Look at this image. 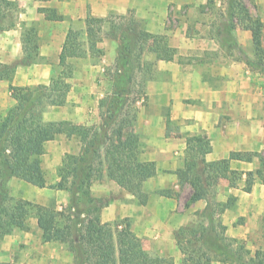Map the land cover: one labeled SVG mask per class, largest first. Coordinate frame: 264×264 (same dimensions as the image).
Listing matches in <instances>:
<instances>
[{"label": "crops", "instance_id": "0c3cea01", "mask_svg": "<svg viewBox=\"0 0 264 264\" xmlns=\"http://www.w3.org/2000/svg\"><path fill=\"white\" fill-rule=\"evenodd\" d=\"M20 12L16 25L0 32V63L15 64L22 58L23 27L35 26L39 38L38 61L18 66L11 81L13 86H47L53 71L59 70V54L67 31L85 30V19L108 18L131 14L148 33L166 37L175 49L169 61L156 60L151 80L146 83V103L139 106L134 132L139 137L144 162H154L156 175L148 179L145 205L130 193L106 178L91 185L95 198L105 202L99 212L102 223L127 219L131 231L140 239L151 256L169 258L182 264L176 232L180 227L195 224L207 201L185 205L191 194L189 186L181 187L175 172L183 166L186 136L204 134L210 141L207 162L226 159L231 152L255 153L264 157V75L251 69L246 60L254 50L249 30L237 27L232 31L236 42L228 48L217 35L224 21L222 0H14ZM246 1L251 17L263 25L264 0ZM52 9L62 19L49 21L39 9ZM221 22V23H220ZM106 33L108 23L103 25ZM102 55L96 59H69L73 73L68 80L70 90L63 106H48L43 112L46 122L69 121L78 125L100 123L99 101L109 95L112 81L106 74L114 65L119 42L103 36L97 44ZM154 61V54H146ZM9 83L0 81V118L14 104L8 91ZM80 144L75 138L57 136L44 145L41 168L46 186L35 187L17 178H10L9 195L32 204L60 211L69 205V194L48 188L58 182V168L65 154H78ZM230 169L243 173L235 188L220 180L215 188L217 203L229 196L236 198L230 208L219 215L226 227L225 235L242 242L255 256L252 242L254 226L264 216V185L258 180L249 193L243 190L247 172L259 167L258 158L251 161L231 160ZM170 190L174 197L156 194ZM215 196V195H214ZM239 219H242L239 223ZM245 225L243 228V223ZM252 245V246H250ZM73 264L70 250L59 242H43L35 217L27 221L26 230H15L0 240V264ZM210 264H238L216 260Z\"/></svg>", "mask_w": 264, "mask_h": 264}, {"label": "trees", "instance_id": "16d2710c", "mask_svg": "<svg viewBox=\"0 0 264 264\" xmlns=\"http://www.w3.org/2000/svg\"><path fill=\"white\" fill-rule=\"evenodd\" d=\"M227 6V21L219 25L217 35L228 48L232 45L235 48L232 31L237 27L249 30L254 54L246 64L264 75L262 23L250 16L242 0H227ZM18 12L16 1L0 0V32L15 26L13 14ZM39 12L49 21L62 19L52 9L41 8ZM111 18L89 14L84 31L72 28L67 31L58 57L59 70L53 71L47 86L11 84L18 66H29L39 60L35 26L22 28V58L15 64L0 63V81L9 83L8 91L14 101L0 118V240L15 230H26L28 219L35 217L42 241L64 244L72 253L73 264H172L169 258L151 257L131 231L127 219L102 223L99 212L105 202L91 193L93 182L103 179L105 173L108 180L133 195L140 204H146L148 193L143 185L156 175V168L154 162L140 159L139 137L134 132L138 104L146 103V83L151 80L155 61H169L176 52L169 47L165 36L146 32L133 17ZM105 23L109 25L107 33L103 30ZM103 36L118 40L119 47L113 67L106 72L112 81V90L99 101L100 123L88 126L44 121L42 115L48 106L66 103L70 90L68 80L73 73L69 59L86 55L93 59L100 57L102 51L97 44ZM146 54H154L155 60H146ZM59 135L75 138L81 146L78 154H65L57 171L58 182L48 186L67 192L69 205L55 211L12 198L7 186L10 178L38 188L46 186L41 156L45 143ZM185 143L183 166L175 172L181 187L187 185L191 189L185 205L200 200L207 204L195 224L180 227L175 234L182 264H210L216 260L264 264V251L256 250L255 256L249 257L243 244L225 235L226 227L218 217L236 198L229 196L221 204L210 202L218 181L226 180L235 188L241 179L243 173L230 169L231 160L249 162L258 158L257 170L245 173L243 190L249 193L256 180L264 185V157L231 152L226 159L207 162L205 156L211 147L206 135L186 136ZM156 194L177 196L170 190H158Z\"/></svg>", "mask_w": 264, "mask_h": 264}, {"label": "rangeland", "instance_id": "374dc122", "mask_svg": "<svg viewBox=\"0 0 264 264\" xmlns=\"http://www.w3.org/2000/svg\"><path fill=\"white\" fill-rule=\"evenodd\" d=\"M242 2H243V4H245L246 5V1H243L242 0ZM213 2L211 1V0H209V4H207V8H209V10H211V11H213L214 10V8H213ZM221 5H222V9H221V12L223 13L222 15L224 16V21L226 22L227 20V18L225 17V14H226V12H227V9H228V6H227V0H222V2H221ZM246 7H247V5H246ZM248 8V7H247ZM19 12H20V8H19ZM19 12L18 13H15V14H13V17L15 18V25H16V23H17V21H18V14H19ZM112 16V18L111 19H115V15H111ZM126 17H127V19H130L131 17H132V15L131 14H127L126 15ZM125 22V21H124ZM225 22H223L222 21V23H225ZM221 23V22H220ZM219 27V26H218ZM108 32V31H107ZM106 32V33H107ZM41 42V40L39 41L38 40V44ZM185 186V185H184ZM184 186H182V187H184ZM218 199V196H217V194H215V196L213 197V198H211L210 199V202H216V200ZM187 202V201H186ZM185 202V203H186ZM217 203V202H216ZM213 209H215V208H213ZM213 209H212V212H213ZM202 211V210H201ZM201 211H196L194 214H196L197 216H199V214L201 213ZM215 216H217V215H215ZM241 220L242 219H239V223L241 222ZM243 222V221H242ZM241 222V223H242ZM257 222V225L256 226H254V230H253V234H252V236L253 237H255V239H256V242H252V244H253V246H254V248H255V250H261V251H264V216H262L261 218H258V220L256 221ZM244 225H243V228H244V226H245V228L247 227L245 224V220H244V223H243ZM241 244H243L242 242H240ZM245 244V243H244ZM243 244V245H244ZM250 246H252V245H250ZM246 246L244 245V248H245Z\"/></svg>", "mask_w": 264, "mask_h": 264}]
</instances>
